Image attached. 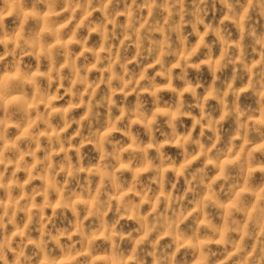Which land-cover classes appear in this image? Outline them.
I'll return each mask as SVG.
<instances>
[{
    "label": "clouds",
    "instance_id": "clouds-1",
    "mask_svg": "<svg viewBox=\"0 0 264 264\" xmlns=\"http://www.w3.org/2000/svg\"><path fill=\"white\" fill-rule=\"evenodd\" d=\"M0 264H264V0H0Z\"/></svg>",
    "mask_w": 264,
    "mask_h": 264
}]
</instances>
